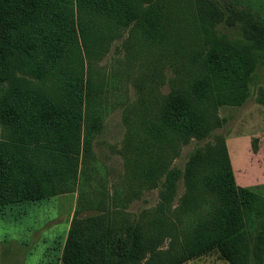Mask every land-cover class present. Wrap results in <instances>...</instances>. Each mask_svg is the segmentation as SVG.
<instances>
[{
  "label": "trees",
  "instance_id": "16d2710c",
  "mask_svg": "<svg viewBox=\"0 0 264 264\" xmlns=\"http://www.w3.org/2000/svg\"><path fill=\"white\" fill-rule=\"evenodd\" d=\"M178 1L158 8L145 0H0V92L12 78L8 59L16 51L29 57L35 79L47 81L51 89L40 90L39 95L13 87L11 96L0 99V122L7 133L0 141V208L74 192L79 193L77 213L105 203V192H96L90 184L92 176H82L86 170L80 155L83 126L101 113L96 108L101 88L89 83L85 91L77 88L84 76L77 55L89 31L129 30L149 59L165 54L186 58L171 93L160 98L157 108H149L150 120L136 127L139 159L133 165L142 174L146 169L149 176H131L133 184L156 185L163 176L154 168L169 151L194 137L205 138L215 127L214 112L225 103L220 99L230 73L222 54L213 50L206 57L199 51V32H188L183 25L190 9L184 0ZM197 21L193 18L196 29ZM24 26L32 31L18 35ZM226 155L222 146L220 153L211 149L191 158L190 175L182 176L186 191L178 208L172 210L169 198L149 209L143 213L147 221L125 228L127 238L120 212L111 220L106 216L74 220L62 263L182 264L202 253L208 242L232 264H252L243 229L245 197L236 192ZM179 178L166 176L163 189L175 192ZM98 195L103 196L99 205ZM171 218L184 230H178ZM258 249L256 263L263 264Z\"/></svg>",
  "mask_w": 264,
  "mask_h": 264
},
{
  "label": "rangeland",
  "instance_id": "374dc122",
  "mask_svg": "<svg viewBox=\"0 0 264 264\" xmlns=\"http://www.w3.org/2000/svg\"><path fill=\"white\" fill-rule=\"evenodd\" d=\"M145 1L164 8L166 1L173 0ZM183 3L190 9L184 13L187 22L183 25L188 32H199L202 39L199 38V51L206 57L213 50L222 54L226 73H230L225 79L226 90L222 91L225 97L220 99L225 103L214 112L218 121L215 127L205 138L194 137L175 152L169 151L162 164L154 168L163 176L156 185L133 184L131 176H149L146 169L142 174L133 165L139 159L134 142L136 127L142 120H150L149 108L152 105L157 108L160 98L171 93L173 80L186 58L165 54L149 59L145 50L140 52L129 30L89 31L81 39L77 55L79 66H84L79 71L81 75L83 72V80L77 83V88L83 87L85 91L87 83L101 88L96 103L101 113L84 125L81 132V165L86 170L82 176H92L90 184L96 192H105L106 204L99 208L86 207L77 213L79 193L74 192L0 208V264H60L67 226L70 224L71 228L76 219L106 216L111 220L120 212L118 217L125 220L124 232L129 224L147 221L143 213L161 202L167 203L169 198L174 211L186 191L182 176L190 175L191 158L208 154L211 149L220 153L222 146L236 192L245 197L241 202L247 216L243 229L250 241L252 264H258L257 246L262 250L264 264V0H184ZM192 17L198 20L197 29L192 26ZM31 31V26H24L18 35L27 36ZM9 62L12 78L4 82L1 100L10 95L13 87L36 94L40 90L51 91L47 81L35 79L34 66L27 55L20 56L16 51L9 56ZM6 134L0 122V141ZM166 176H181L175 192L163 189L161 184L166 183ZM102 199V195L96 196L95 204L99 205ZM172 220L178 230H184L178 220ZM123 235L127 238L125 232ZM168 243L164 241L163 248ZM182 264L232 263L217 246L207 242L202 253Z\"/></svg>",
  "mask_w": 264,
  "mask_h": 264
},
{
  "label": "crops",
  "instance_id": "0c3cea01",
  "mask_svg": "<svg viewBox=\"0 0 264 264\" xmlns=\"http://www.w3.org/2000/svg\"><path fill=\"white\" fill-rule=\"evenodd\" d=\"M69 230H70V224H69V226H67V229H66V236H68V233H69ZM66 243V242H65ZM65 246V245H64ZM63 254V253H62ZM61 254V255H62ZM60 264H63L62 262L60 263Z\"/></svg>",
  "mask_w": 264,
  "mask_h": 264
}]
</instances>
